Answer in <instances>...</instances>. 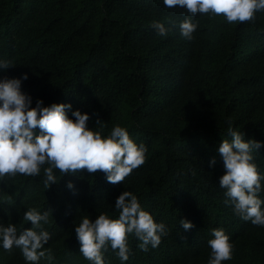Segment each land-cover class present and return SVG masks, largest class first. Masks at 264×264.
Here are the masks:
<instances>
[{
    "label": "trees",
    "instance_id": "trees-1",
    "mask_svg": "<svg viewBox=\"0 0 264 264\" xmlns=\"http://www.w3.org/2000/svg\"><path fill=\"white\" fill-rule=\"evenodd\" d=\"M188 16L163 0H0V58L14 64L0 69V78L27 73L22 91L32 106L38 99L71 103L68 114L88 112L89 127L102 121L107 134L120 124L147 148L144 163L117 183L86 169L63 177L54 170L58 182L49 188L43 171L0 178V223L19 233L32 227L23 219L27 208L49 213L44 248L53 259L37 264H91L79 251L75 224L101 212L117 217L115 200L126 189L167 234L146 252L129 235L124 264H207L211 229L218 227L234 244L223 264H264V226L242 220L225 202L217 152L230 139L229 120L245 139L264 141V11L232 23L223 14L197 13L191 39L179 28ZM153 21L164 23L166 36ZM253 155L264 172V146ZM185 218L194 225L189 230L180 226ZM104 260L121 264L110 245ZM0 264L32 262L18 248L0 247Z\"/></svg>",
    "mask_w": 264,
    "mask_h": 264
},
{
    "label": "clouds",
    "instance_id": "clouds-1",
    "mask_svg": "<svg viewBox=\"0 0 264 264\" xmlns=\"http://www.w3.org/2000/svg\"><path fill=\"white\" fill-rule=\"evenodd\" d=\"M165 7L186 9L189 16L180 22V33L191 39L198 27L192 17L197 13L223 14L229 22L252 20L258 11H264V0H163ZM154 28L161 36L168 29L164 23L153 21ZM14 64L0 58V69L6 70ZM22 77L0 78V178L17 173L27 176L44 174L45 187L57 181L54 170L62 177L86 169L88 173L103 171L110 183L124 181L132 171L145 161L147 148L130 137L126 127L115 124L104 134L102 121L89 127L90 114L80 109L72 111L71 103L53 102L45 105L38 99L33 105L32 98L22 91ZM230 139L223 138L217 148L225 172L219 177V187L224 189L225 202L244 221L264 226V172L258 169L253 152H258L264 141L245 139L238 127L228 122ZM215 157L210 161L215 165ZM69 188L74 187L69 181ZM114 207L118 216L112 217L101 212L93 220L89 215L80 218L75 224L76 237L80 243V253L91 264H105L104 251L110 245L119 257L121 264L129 260L131 250L129 235L140 241L143 251L159 246L162 236L167 234L163 221L157 222L153 214L140 203L131 190H124L116 197ZM49 213L32 207L24 212L23 219L32 222V227L17 233L14 224L0 223V247L7 251L20 249L24 259L37 264L41 258L49 262L53 256L44 245L50 233L43 225L49 222ZM184 230L194 225L188 219H179ZM208 240L211 249L207 264H223L233 255L234 244L222 227L211 229Z\"/></svg>",
    "mask_w": 264,
    "mask_h": 264
}]
</instances>
